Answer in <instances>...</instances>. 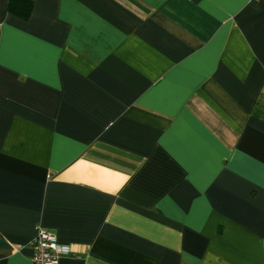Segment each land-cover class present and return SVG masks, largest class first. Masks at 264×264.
<instances>
[{"label":"crops","instance_id":"0c3cea01","mask_svg":"<svg viewBox=\"0 0 264 264\" xmlns=\"http://www.w3.org/2000/svg\"><path fill=\"white\" fill-rule=\"evenodd\" d=\"M0 0V264H264V0Z\"/></svg>","mask_w":264,"mask_h":264},{"label":"built area","instance_id":"2783aa9c","mask_svg":"<svg viewBox=\"0 0 264 264\" xmlns=\"http://www.w3.org/2000/svg\"><path fill=\"white\" fill-rule=\"evenodd\" d=\"M32 246V264H57L61 256L74 253L70 244L59 241L54 232L43 228L37 229Z\"/></svg>","mask_w":264,"mask_h":264},{"label":"trees","instance_id":"16d2710c","mask_svg":"<svg viewBox=\"0 0 264 264\" xmlns=\"http://www.w3.org/2000/svg\"><path fill=\"white\" fill-rule=\"evenodd\" d=\"M32 7V0H7V11L22 20L29 18Z\"/></svg>","mask_w":264,"mask_h":264}]
</instances>
